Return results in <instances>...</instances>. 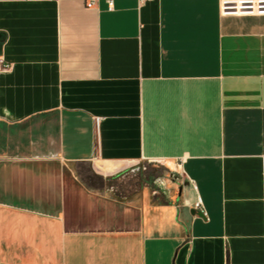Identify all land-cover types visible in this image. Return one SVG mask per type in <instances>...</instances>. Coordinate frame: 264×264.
Returning a JSON list of instances; mask_svg holds the SVG:
<instances>
[{"label": "crops", "instance_id": "obj_1", "mask_svg": "<svg viewBox=\"0 0 264 264\" xmlns=\"http://www.w3.org/2000/svg\"><path fill=\"white\" fill-rule=\"evenodd\" d=\"M263 155L264 16L0 0V264H264Z\"/></svg>", "mask_w": 264, "mask_h": 264}, {"label": "built area", "instance_id": "obj_2", "mask_svg": "<svg viewBox=\"0 0 264 264\" xmlns=\"http://www.w3.org/2000/svg\"><path fill=\"white\" fill-rule=\"evenodd\" d=\"M88 8H92L96 0H84ZM109 8L113 9V0H108ZM220 13L222 16H264V0H220ZM100 119H95L98 130ZM261 172L264 175V155L261 156ZM195 209L204 216L206 213L200 199L195 204Z\"/></svg>", "mask_w": 264, "mask_h": 264}, {"label": "rangeland", "instance_id": "obj_3", "mask_svg": "<svg viewBox=\"0 0 264 264\" xmlns=\"http://www.w3.org/2000/svg\"><path fill=\"white\" fill-rule=\"evenodd\" d=\"M144 167L146 168V174L150 175L154 178H158V177H165L166 173L164 172L163 168L158 166V165H153V164H145ZM80 174L83 178H91L92 179V183L96 186V187H100V181L99 179L93 175V173L90 170V166L88 164H83L80 167Z\"/></svg>", "mask_w": 264, "mask_h": 264}, {"label": "trees", "instance_id": "obj_4", "mask_svg": "<svg viewBox=\"0 0 264 264\" xmlns=\"http://www.w3.org/2000/svg\"><path fill=\"white\" fill-rule=\"evenodd\" d=\"M97 178H98L99 181H100V184H99V185H103V181L101 180V178H99V177H97ZM89 184L95 186V185L92 183V179H91V178H89Z\"/></svg>", "mask_w": 264, "mask_h": 264}]
</instances>
